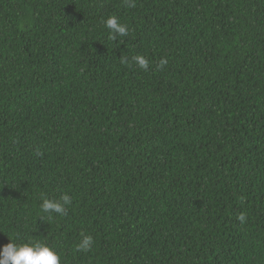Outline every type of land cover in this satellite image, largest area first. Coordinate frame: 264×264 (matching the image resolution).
I'll return each instance as SVG.
<instances>
[{"label": "trees", "instance_id": "16d2710c", "mask_svg": "<svg viewBox=\"0 0 264 264\" xmlns=\"http://www.w3.org/2000/svg\"><path fill=\"white\" fill-rule=\"evenodd\" d=\"M133 2L0 0V245L264 264V0ZM64 193L68 214L39 218Z\"/></svg>", "mask_w": 264, "mask_h": 264}, {"label": "clouds", "instance_id": "9594fccd", "mask_svg": "<svg viewBox=\"0 0 264 264\" xmlns=\"http://www.w3.org/2000/svg\"><path fill=\"white\" fill-rule=\"evenodd\" d=\"M129 7H134L133 0H124ZM106 29L109 31V39L116 40L117 37L129 35V28L119 21L116 16H109L104 21ZM135 64L142 70L149 69V60L142 55L132 58ZM168 64L167 58H161L157 67L163 69ZM37 155H40L38 152ZM72 205V197L64 193L59 199H51L41 196L39 212L41 219L53 220L55 217H63L68 214V209ZM237 219L241 223L246 222L245 214H240ZM9 242L0 245V264H62V256L59 251L42 240H28L18 243L15 235L7 236ZM95 243L94 237L90 234L83 235L76 245V251L88 252Z\"/></svg>", "mask_w": 264, "mask_h": 264}]
</instances>
